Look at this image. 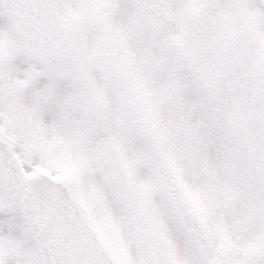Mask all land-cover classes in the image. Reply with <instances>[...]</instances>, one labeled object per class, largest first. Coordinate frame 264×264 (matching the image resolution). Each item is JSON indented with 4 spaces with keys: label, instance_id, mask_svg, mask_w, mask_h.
Wrapping results in <instances>:
<instances>
[{
    "label": "snow or ice",
    "instance_id": "obj_1",
    "mask_svg": "<svg viewBox=\"0 0 264 264\" xmlns=\"http://www.w3.org/2000/svg\"><path fill=\"white\" fill-rule=\"evenodd\" d=\"M0 264H264V0H0Z\"/></svg>",
    "mask_w": 264,
    "mask_h": 264
}]
</instances>
